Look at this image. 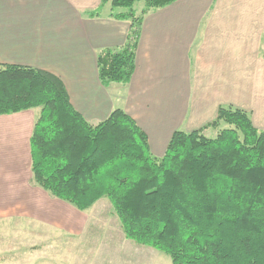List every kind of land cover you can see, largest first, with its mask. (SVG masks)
Instances as JSON below:
<instances>
[{
	"label": "trees",
	"instance_id": "16d2710c",
	"mask_svg": "<svg viewBox=\"0 0 264 264\" xmlns=\"http://www.w3.org/2000/svg\"><path fill=\"white\" fill-rule=\"evenodd\" d=\"M177 1L102 0L89 13L108 6L130 24L125 45L97 54L105 88L129 84L145 16ZM34 109L32 185L81 212L108 199L125 238L172 264H264V131L249 112L221 106L204 127L175 131L158 158L123 109L92 124L56 75L0 65V116Z\"/></svg>",
	"mask_w": 264,
	"mask_h": 264
},
{
	"label": "crops",
	"instance_id": "0c3cea01",
	"mask_svg": "<svg viewBox=\"0 0 264 264\" xmlns=\"http://www.w3.org/2000/svg\"><path fill=\"white\" fill-rule=\"evenodd\" d=\"M101 2L0 0V65L56 75L92 124L123 109L158 158L175 131L204 127L221 106L249 112L264 131V0H178L150 11L131 81L108 88L97 54L125 45L130 24L108 6L90 17ZM35 119V110L0 116V216L71 229L83 212L31 182Z\"/></svg>",
	"mask_w": 264,
	"mask_h": 264
},
{
	"label": "rangeland",
	"instance_id": "374dc122",
	"mask_svg": "<svg viewBox=\"0 0 264 264\" xmlns=\"http://www.w3.org/2000/svg\"><path fill=\"white\" fill-rule=\"evenodd\" d=\"M143 7L135 6L138 12ZM109 205L103 198L77 213L71 229L0 216V264H172L165 254L126 239Z\"/></svg>",
	"mask_w": 264,
	"mask_h": 264
}]
</instances>
